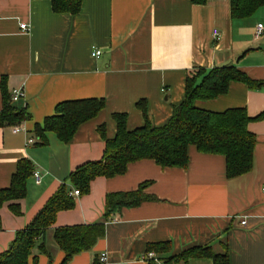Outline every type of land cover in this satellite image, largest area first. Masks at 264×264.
Masks as SVG:
<instances>
[{
    "label": "crops",
    "instance_id": "1",
    "mask_svg": "<svg viewBox=\"0 0 264 264\" xmlns=\"http://www.w3.org/2000/svg\"><path fill=\"white\" fill-rule=\"evenodd\" d=\"M259 24L264 25V7L250 18L232 19L230 0H206L205 5L191 0H84L77 16L54 13L50 0H0V111L5 79L10 95L24 92L25 98L15 104L27 106L32 117L19 125L20 132L0 129V190L10 188L24 158L42 176L40 185L34 177L28 182L23 216H14L8 204L0 209V253L61 185L70 186L77 168L102 159L105 144L98 128L106 125L108 138H113L114 114H128L131 130L141 127L145 120L136 104L146 100L151 123L165 125L184 100L187 77L201 69L236 67L264 82V36L255 38ZM95 51L100 57L93 56ZM87 99H105L106 108L82 125L70 144L54 133L47 135V145L38 144L35 126L53 116L57 105ZM196 106L219 113L244 108L257 118L264 114V89L232 83L227 94ZM248 128L257 137L254 168L236 179L226 178L224 157L191 147L185 170L143 160L122 176L96 179L88 195L75 197L70 186L76 206L60 212L46 236L51 264H61L65 257L54 243L55 228L100 222L108 195L136 191L145 182H150L146 193L158 200L114 216L106 236L72 264H93L103 253L109 264H143L150 244L170 242L172 254L178 255L224 238L230 264H264V118ZM39 264H50L49 257L40 254ZM189 264L213 262L196 259Z\"/></svg>",
    "mask_w": 264,
    "mask_h": 264
},
{
    "label": "trees",
    "instance_id": "2",
    "mask_svg": "<svg viewBox=\"0 0 264 264\" xmlns=\"http://www.w3.org/2000/svg\"><path fill=\"white\" fill-rule=\"evenodd\" d=\"M56 14L77 16L82 11L84 0H50ZM194 5H205L206 0H191ZM232 19L252 17L264 7V0H230ZM232 83H242L251 90L264 89L263 81H255L236 67L201 69L185 81L184 100L173 109V115L163 126H154L148 115L146 100L137 102L145 123L133 130L128 127V114L116 113L113 120L116 134L108 138L106 125L98 128L104 141L103 157L77 168L69 178L70 186L80 195H88L91 184L98 178H114L126 174L130 165L152 160L164 169H187L189 151L195 147L201 154L224 157L226 178L236 179L249 174L254 168V152L257 137L249 131V124L264 118V114L251 118L244 108L211 112L196 106L198 101L215 100L228 93ZM2 109L0 129L16 127L32 120L28 107L12 102L5 79L1 82ZM106 108L105 99H87L62 102L55 108V114L47 117L43 124H37L34 137L38 144L47 145L49 133H54L64 144H70L78 130L85 123L95 119ZM34 164L24 158L17 164L11 186L0 190V209L8 204L10 212L23 216L22 201L28 195V182L33 177ZM66 183L51 197L33 221L22 231L7 251L0 253V264H39V255H47L50 264L53 253L47 247L46 236L56 224L58 214L71 211L76 202ZM150 182H145L136 191L114 193L106 197L102 220L92 225H77L54 229V243L64 253L61 264H72L77 255L90 252L99 240L106 236V225L124 209H132L146 202L158 199L146 193ZM1 223V217H0ZM38 255H34V254ZM146 253H155L161 264H189L192 260L207 259L213 264H230L227 239L214 244L192 247L178 255L172 254V244L162 242L150 244ZM93 264H101L100 256ZM146 264H159L155 259Z\"/></svg>",
    "mask_w": 264,
    "mask_h": 264
},
{
    "label": "built area",
    "instance_id": "3",
    "mask_svg": "<svg viewBox=\"0 0 264 264\" xmlns=\"http://www.w3.org/2000/svg\"><path fill=\"white\" fill-rule=\"evenodd\" d=\"M21 28L24 31H28V29H29L27 24H22ZM215 34H217V33L215 32ZM263 36H264V25L259 24L256 27L255 38L256 39H261ZM100 55H101L100 51H95L93 53V56L97 57V58L100 57ZM24 98H25V94H24L23 91L14 90L11 93V99H12L13 103H17V102L23 100ZM14 129H15V132H20L21 131V127L20 126H16V127H14ZM33 142H34V140L32 139V140L29 141V144H31ZM33 177H34V179L36 181V184L40 185L41 184V180H42L41 174L39 172L34 171ZM73 194H74L75 197H79L80 196V192L78 190H75ZM243 224H245V223H243ZM152 259H155V261H157L159 264H161L157 260V256H156L155 253H148V254L146 253L141 258V263L146 264L149 260H152ZM100 262H101V264H109L108 256H107L106 253H103V254L100 255Z\"/></svg>",
    "mask_w": 264,
    "mask_h": 264
},
{
    "label": "rangeland",
    "instance_id": "4",
    "mask_svg": "<svg viewBox=\"0 0 264 264\" xmlns=\"http://www.w3.org/2000/svg\"><path fill=\"white\" fill-rule=\"evenodd\" d=\"M21 104V103H20Z\"/></svg>",
    "mask_w": 264,
    "mask_h": 264
}]
</instances>
